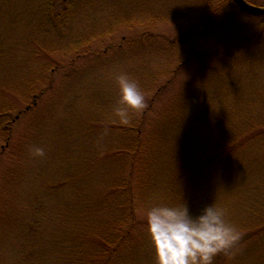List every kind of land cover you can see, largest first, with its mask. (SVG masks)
<instances>
[{"label": "rangeland", "instance_id": "obj_1", "mask_svg": "<svg viewBox=\"0 0 264 264\" xmlns=\"http://www.w3.org/2000/svg\"><path fill=\"white\" fill-rule=\"evenodd\" d=\"M122 72L146 97L130 125L113 112ZM131 169L129 203L109 180ZM161 202L222 206L242 243L218 264H264V16L233 0H0V264L103 259L92 229L130 204L137 239L109 264H156Z\"/></svg>", "mask_w": 264, "mask_h": 264}, {"label": "clouds", "instance_id": "obj_2", "mask_svg": "<svg viewBox=\"0 0 264 264\" xmlns=\"http://www.w3.org/2000/svg\"><path fill=\"white\" fill-rule=\"evenodd\" d=\"M119 87L113 112L121 125L133 123L134 116L146 105L144 90L130 74L116 75ZM44 155L42 147L32 149ZM146 231L155 253L156 264H213L219 253L235 255L241 230L227 219L226 209L215 202L193 214L183 204L155 203L147 209Z\"/></svg>", "mask_w": 264, "mask_h": 264}, {"label": "trees", "instance_id": "obj_3", "mask_svg": "<svg viewBox=\"0 0 264 264\" xmlns=\"http://www.w3.org/2000/svg\"><path fill=\"white\" fill-rule=\"evenodd\" d=\"M206 26H207V23L201 22L200 24H198V26L195 27V30L199 31L202 28H204V30H205ZM193 32H194V30L188 34L190 36H193ZM185 38H187V37H185ZM143 120L145 122V118H142V121ZM251 131H252L251 127L246 128L241 134L239 132L234 134L232 137V140L235 141L236 140L235 138L237 137L236 135H238L240 137L237 140H240L243 143L242 140L246 141L247 139L249 140V138L252 137L253 133H251ZM137 141H139L138 137H137V140L134 143H132V146L130 148L131 152H133V153H138L137 150H139L140 146L136 143ZM236 141H235L234 147H233V145H231V143L224 146V149H222V151H221L223 153V155L225 154L226 156H228V155L234 154V150H236V144L238 143ZM216 154L218 156V154H220V153L217 152ZM213 156H215V155H213ZM132 160H134V156H132L131 161ZM209 160H210V162H212L211 159H209ZM134 161L136 162V160H134ZM210 165H211L210 166V169H211L213 167V163ZM197 169H200L202 175H208L209 172H211L210 170H208V168L205 165H203L202 167H199ZM128 174H129V176H127V179L116 180L115 178L111 177L109 180V184L112 186L113 190L116 189L118 185L120 187H124L122 189L121 199L124 200V199L128 198L130 200L129 203H132L133 194L131 191L128 190V188H125L126 183H127V186L130 185L128 182L129 181L131 182V179H132V169ZM115 182H120V184L118 183V185L116 186L115 184H117V183H115ZM127 207L129 208L128 209L129 212H125V214L123 216H121V219L118 223H115L112 225L107 224V227H104V226L103 227H97L98 226V224H97L96 227H94L92 229V231H94L95 234H98V238L102 240L101 242H103L105 244L106 243L110 244L111 248L109 250L110 251L109 254L106 257H102L103 259H99V258H101L100 256L103 255L102 254L103 251L98 252L97 255H93L91 257L92 262L90 261L91 264H109L110 257L116 252V250L118 248L120 249V251H123L125 249L124 247H121V243L123 240L129 241L132 237H133L132 241H135L137 239V238H135V235H137V233H136V231H137L136 221L137 220L135 218V213H134L135 209H134L133 204H130ZM117 208H119V206ZM245 238H246V235L244 236L243 239H245ZM240 243H242L241 239L236 244L235 249L238 247V245ZM223 254H224L223 252L219 253L217 256L218 261L217 260L213 261V264H218L226 256V255L223 256ZM94 258H95V261H93Z\"/></svg>", "mask_w": 264, "mask_h": 264}, {"label": "water", "instance_id": "obj_4", "mask_svg": "<svg viewBox=\"0 0 264 264\" xmlns=\"http://www.w3.org/2000/svg\"><path fill=\"white\" fill-rule=\"evenodd\" d=\"M236 5L245 13L250 15H264V7H259L246 0H233Z\"/></svg>", "mask_w": 264, "mask_h": 264}]
</instances>
